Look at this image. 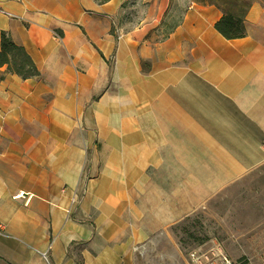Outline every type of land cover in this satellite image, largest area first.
<instances>
[{
	"label": "crops",
	"instance_id": "obj_1",
	"mask_svg": "<svg viewBox=\"0 0 264 264\" xmlns=\"http://www.w3.org/2000/svg\"><path fill=\"white\" fill-rule=\"evenodd\" d=\"M170 1L0 0L40 72L0 67V264L181 260L170 226L264 165V0L234 39L183 0L156 40Z\"/></svg>",
	"mask_w": 264,
	"mask_h": 264
},
{
	"label": "rangeland",
	"instance_id": "obj_2",
	"mask_svg": "<svg viewBox=\"0 0 264 264\" xmlns=\"http://www.w3.org/2000/svg\"><path fill=\"white\" fill-rule=\"evenodd\" d=\"M183 6V0H171L170 12L162 20L173 23ZM164 28L162 22L152 27V37L161 39ZM72 198H79V190L73 192ZM170 236L176 240L182 259L176 260L174 251L167 245L161 258L145 264H200V259L191 257L192 253L201 255L202 252L196 251L199 249L206 250L203 261H209L208 255H212L214 264H225L224 257L232 264H264V165L171 225Z\"/></svg>",
	"mask_w": 264,
	"mask_h": 264
},
{
	"label": "trees",
	"instance_id": "obj_3",
	"mask_svg": "<svg viewBox=\"0 0 264 264\" xmlns=\"http://www.w3.org/2000/svg\"><path fill=\"white\" fill-rule=\"evenodd\" d=\"M104 3L108 0H96ZM202 5H214L221 10V17L215 22V29L226 39L239 38L245 35L244 19L252 4V0H191ZM186 6L173 23L168 24L161 21L165 26L162 38H165L182 21ZM166 11L164 17L168 15ZM5 66L6 72L18 75L22 79L38 78L40 72L32 57L25 48L15 42L7 31L0 33V67Z\"/></svg>",
	"mask_w": 264,
	"mask_h": 264
},
{
	"label": "built area",
	"instance_id": "obj_4",
	"mask_svg": "<svg viewBox=\"0 0 264 264\" xmlns=\"http://www.w3.org/2000/svg\"><path fill=\"white\" fill-rule=\"evenodd\" d=\"M119 36V35H118ZM120 37V36H119ZM23 192H19L18 194H16L14 197H23ZM77 201V198H72V203L73 202H76ZM68 212H69V209H68ZM133 250L135 252H137L138 254H143L145 252V246L144 244H136L133 246ZM191 257L194 259V260H199V256H196L195 253H192L191 254ZM224 261H225V264H232L227 258L224 257Z\"/></svg>",
	"mask_w": 264,
	"mask_h": 264
}]
</instances>
